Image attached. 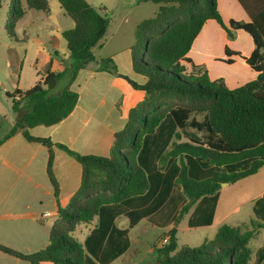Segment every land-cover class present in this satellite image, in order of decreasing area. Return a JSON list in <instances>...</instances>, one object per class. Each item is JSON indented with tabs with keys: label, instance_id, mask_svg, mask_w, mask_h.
Instances as JSON below:
<instances>
[{
	"label": "trees",
	"instance_id": "1",
	"mask_svg": "<svg viewBox=\"0 0 264 264\" xmlns=\"http://www.w3.org/2000/svg\"><path fill=\"white\" fill-rule=\"evenodd\" d=\"M73 27L62 33L69 58L62 60L63 70L46 71L26 91L15 89L7 94L18 118L0 146L18 133L28 141L38 142L50 150L48 174L58 197L53 177L50 140L37 139L29 130L52 127L65 120L75 109L79 94L71 90L78 73L85 69L107 72L120 77L145 99L130 110L125 127L115 133L109 157L82 155L62 144L55 146L73 157L82 167L81 185L67 207L59 208L49 244L39 253L21 255L0 246V250L31 264H85L83 245L73 237L80 225L91 224L105 205L116 204L144 194L150 187L148 175L138 162L145 137L155 133L160 123L171 117L181 130L172 149L162 159L181 158L176 182L182 187L186 204L191 206L205 196L215 195L221 184H234L254 176L264 168V7L250 10L246 0H239L251 17L249 23L231 20L227 25L217 0H138L160 4L159 12L140 22L135 30L136 44L131 48L134 71L147 81L140 85L119 73L113 59L96 60L93 48L109 27L108 18L87 0H57ZM8 31L25 16L27 10L48 13V0H11ZM215 20L229 37L233 30L249 34L255 50L247 63L258 77L238 88L229 89L222 80H211L203 67L187 57L208 20ZM227 53H230L227 51ZM49 62V65H51ZM190 69V70H189ZM51 80L56 87L48 89ZM59 85L62 87L59 89ZM59 89V90H58ZM16 96L20 98L15 99ZM255 213L264 221V197L256 202ZM264 224L223 225L201 248L178 249L176 230L168 233L169 242L156 248L155 264H251L250 242ZM264 253V252H263Z\"/></svg>",
	"mask_w": 264,
	"mask_h": 264
},
{
	"label": "crops",
	"instance_id": "2",
	"mask_svg": "<svg viewBox=\"0 0 264 264\" xmlns=\"http://www.w3.org/2000/svg\"><path fill=\"white\" fill-rule=\"evenodd\" d=\"M54 4L58 12H64L59 2ZM217 4L227 25L231 20L251 21L239 0H217ZM246 5L256 11L264 7V0H246ZM99 12H107L106 7ZM46 14L48 16L44 19L26 25L23 31V40L29 39L32 30L42 35L33 41L39 45L38 55L44 70L37 72L31 87L44 80L46 71H62L61 61L70 55L67 43L63 45L61 39L62 33L73 27V22L66 28H53L48 24L54 16L51 7ZM115 36L108 37L106 33L93 48L96 60L111 58L120 74L140 85L145 84L147 79L137 74L132 65L131 48L136 39L132 40L131 34ZM254 50L255 44L249 34L233 30V37H229L225 29L210 19L204 24L187 57L194 65L203 67L211 80H222L227 88L235 89L240 87L238 83L244 78L253 81L258 77V72L247 63ZM61 87L59 85L58 88ZM16 89L21 90L19 87ZM71 90L79 94V101L65 120L52 127L39 126L29 130L32 137L50 140L54 144L51 149L52 173L58 186V197L48 174L50 150L45 145L30 142L18 133L0 146V246L21 255L36 254L48 246L59 208L69 205L81 185V165L55 145H65L82 155L109 157L115 133L125 127L130 110L146 97L144 92L134 90L124 79L94 69L81 70ZM3 92L6 96L14 93L0 91V95ZM10 101L13 105V100ZM177 133L181 130L167 116L154 134L145 137L138 156V162L150 182L144 194L105 205L91 224L76 228L73 237L84 247L85 264H141L143 257H149L155 264L156 248H160V242L172 230H176L178 249H181L184 246L201 247L206 240L213 239L225 224L241 226L252 221L264 224L255 213L256 202L263 197L264 191L233 202V196L227 193L242 180L221 187L215 195L202 197L180 216L186 204L183 189L176 182L181 158L162 160L172 149L171 145L182 139L186 141L185 138L177 140ZM260 172H264V168ZM263 252L264 242L255 252L252 262L263 264ZM0 264L31 263L0 250Z\"/></svg>",
	"mask_w": 264,
	"mask_h": 264
},
{
	"label": "rangeland",
	"instance_id": "3",
	"mask_svg": "<svg viewBox=\"0 0 264 264\" xmlns=\"http://www.w3.org/2000/svg\"><path fill=\"white\" fill-rule=\"evenodd\" d=\"M10 1L0 0V81L2 83L0 91H14L17 87L21 90H27L31 88L36 80L37 72H43L44 67H42V59L38 55L39 45L33 41L34 39H39L42 35H40L39 31L32 30L29 39L23 40L24 27L37 19H44L48 15L37 10L28 11L20 23L8 31L9 25L7 21L9 18L8 9L11 6ZM49 1L54 16L48 24L57 29L66 28L65 26L71 23L70 18L64 12H58V9L55 8L54 3H58L57 0ZM88 1L99 11H101L102 7H106L107 12L103 14L109 20L108 32H106L108 37L112 35H116L115 37L129 36L131 34L132 40L135 39L133 28L143 20L153 18L159 12L161 6L152 2H138V0ZM22 2L24 3L25 0H22ZM61 41L65 45L66 41L63 38ZM249 81L250 79L244 78L238 85L241 86ZM233 84L236 86L235 83ZM17 118L18 115L15 116L12 111L10 98L8 99L3 92L0 95V138L9 132L12 122H15ZM179 142L183 143L185 140L182 139ZM232 189L227 192L233 196L232 202L260 194L264 191V172L242 180L240 184ZM228 205L230 204L228 203ZM254 233L256 235L250 242V247L253 250L252 260L255 257V252L264 242V229L255 230ZM149 259V257H143L141 264H153V261L151 259L149 261ZM251 263L253 262L251 261Z\"/></svg>",
	"mask_w": 264,
	"mask_h": 264
},
{
	"label": "built area",
	"instance_id": "4",
	"mask_svg": "<svg viewBox=\"0 0 264 264\" xmlns=\"http://www.w3.org/2000/svg\"><path fill=\"white\" fill-rule=\"evenodd\" d=\"M20 97L19 96H16L15 99L18 100ZM46 216H49V214H46ZM169 242V237L166 236L162 239V241L160 242V248L164 247L166 244H168Z\"/></svg>",
	"mask_w": 264,
	"mask_h": 264
},
{
	"label": "water",
	"instance_id": "5",
	"mask_svg": "<svg viewBox=\"0 0 264 264\" xmlns=\"http://www.w3.org/2000/svg\"><path fill=\"white\" fill-rule=\"evenodd\" d=\"M55 87H56V81L55 80H51L49 85H48V89L52 90ZM227 185H228V183H223V184H221V187H225Z\"/></svg>",
	"mask_w": 264,
	"mask_h": 264
}]
</instances>
